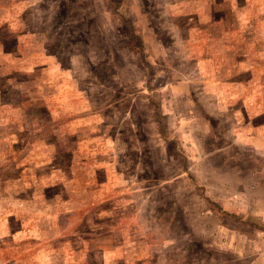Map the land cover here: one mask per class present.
<instances>
[{"label":"rangeland","instance_id":"obj_1","mask_svg":"<svg viewBox=\"0 0 264 264\" xmlns=\"http://www.w3.org/2000/svg\"><path fill=\"white\" fill-rule=\"evenodd\" d=\"M0 264H264V0H0Z\"/></svg>","mask_w":264,"mask_h":264}]
</instances>
